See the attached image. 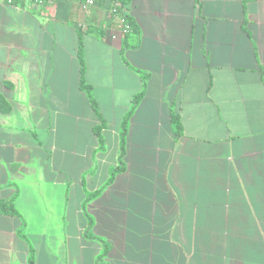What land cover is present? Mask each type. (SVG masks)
Returning a JSON list of instances; mask_svg holds the SVG:
<instances>
[{"label": "crops", "instance_id": "1", "mask_svg": "<svg viewBox=\"0 0 264 264\" xmlns=\"http://www.w3.org/2000/svg\"><path fill=\"white\" fill-rule=\"evenodd\" d=\"M6 1L0 264H264V0Z\"/></svg>", "mask_w": 264, "mask_h": 264}, {"label": "trees", "instance_id": "2", "mask_svg": "<svg viewBox=\"0 0 264 264\" xmlns=\"http://www.w3.org/2000/svg\"><path fill=\"white\" fill-rule=\"evenodd\" d=\"M123 1L125 3L128 0H123ZM247 1L248 0H243L244 4H246ZM77 61H78L79 73H80L79 88L85 93V95L89 101V104H90L93 112L95 113L97 119H99L100 121L103 122V120H102V118L98 112L97 105H96V103L92 97L91 88L89 85H87V83L85 81V76H84V74H85V63H84V57H83V45H82L81 34H78ZM140 76H141V80H142V90L140 93L133 96L132 106H131L130 110L127 112V114L124 116L122 124H121V132H120L121 151H123L124 141H125L129 121H130L132 115L134 114L137 106L139 105V103L141 102V100L143 99L144 94H145L146 81L148 79V75L140 73ZM261 79H262V83L264 85V72H261ZM171 120H172V123L174 126V135H175V137H177L182 133V126L180 124L178 116L172 115ZM102 128L103 127H98V128L95 127L93 129V132H94L95 136L97 137V140H98V143L100 146L103 145V138L101 136ZM119 163H120V159H119ZM113 175L114 174L112 173L109 182L113 179ZM13 202H14V199H12V198L10 199V201H7V202L0 201V214L18 217V213L15 211V209L13 207ZM18 236L21 238V240H23L24 242L27 243L28 248H29V264H33L32 247L29 244L28 239L24 233V223L23 222L21 223V227L18 231Z\"/></svg>", "mask_w": 264, "mask_h": 264}, {"label": "built area", "instance_id": "3", "mask_svg": "<svg viewBox=\"0 0 264 264\" xmlns=\"http://www.w3.org/2000/svg\"><path fill=\"white\" fill-rule=\"evenodd\" d=\"M18 2H31L43 3L45 0H17ZM7 5L17 6L14 0H7ZM97 4H103L108 9L112 22L119 29L122 35H127L132 30L131 22L126 14L125 3L123 0H83L80 8L83 12L88 11L90 8Z\"/></svg>", "mask_w": 264, "mask_h": 264}, {"label": "rangeland", "instance_id": "4", "mask_svg": "<svg viewBox=\"0 0 264 264\" xmlns=\"http://www.w3.org/2000/svg\"><path fill=\"white\" fill-rule=\"evenodd\" d=\"M146 113H148V114H150V113H152V112H150V111H147ZM165 119H166V115H165V112H163L162 113V120H163V124H165Z\"/></svg>", "mask_w": 264, "mask_h": 264}]
</instances>
